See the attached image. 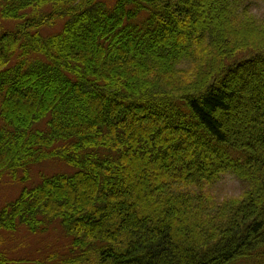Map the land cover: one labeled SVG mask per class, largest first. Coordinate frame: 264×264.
I'll return each mask as SVG.
<instances>
[{
    "label": "trees",
    "instance_id": "16d2710c",
    "mask_svg": "<svg viewBox=\"0 0 264 264\" xmlns=\"http://www.w3.org/2000/svg\"><path fill=\"white\" fill-rule=\"evenodd\" d=\"M98 1L0 0V175L73 169L0 208V241L66 245L0 264H264V17ZM229 174L244 191L211 194Z\"/></svg>",
    "mask_w": 264,
    "mask_h": 264
},
{
    "label": "rangeland",
    "instance_id": "374dc122",
    "mask_svg": "<svg viewBox=\"0 0 264 264\" xmlns=\"http://www.w3.org/2000/svg\"><path fill=\"white\" fill-rule=\"evenodd\" d=\"M100 4H105L108 7L115 4L114 0H99ZM246 3L256 16L264 17V0H247ZM57 28H61L64 23L59 22ZM15 24H8L10 30H15ZM42 33L51 34L52 29L43 28ZM2 126V121L0 119V127ZM43 127V126H40ZM258 137V136H257ZM256 139V138H255ZM73 169L67 167L65 164L59 161L44 162L32 166L28 170L29 178L27 180H22L24 173L18 171L15 175V179L10 173H4L0 175V208L6 203L14 201V199L19 195L21 188L23 187H33L40 182L41 174H54L60 172H72ZM245 189V185L239 180L235 175L229 174L222 178V180L213 185L209 191L211 194L218 198L225 197H238ZM52 232L46 234H30L26 230H21L17 234H7L1 233L3 241H0V252H2L9 259H42L43 256L39 254L46 250L48 246H55L58 249L65 246L67 241L63 237V231L61 230L59 224L56 222L52 227ZM37 254H34L36 253ZM34 254V255H33ZM33 255V256H32ZM21 264H34V263H21ZM38 264V263H37Z\"/></svg>",
    "mask_w": 264,
    "mask_h": 264
}]
</instances>
